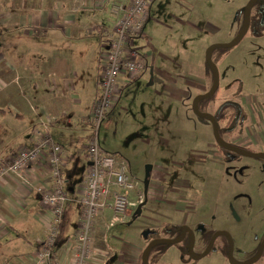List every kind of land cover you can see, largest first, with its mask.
<instances>
[{"label": "rangeland", "instance_id": "374dc122", "mask_svg": "<svg viewBox=\"0 0 264 264\" xmlns=\"http://www.w3.org/2000/svg\"><path fill=\"white\" fill-rule=\"evenodd\" d=\"M247 2L155 0L151 6L149 21L143 32L144 37L142 40H135L133 47L156 72L159 70L154 63L153 66L151 58L146 56L147 51L149 53L154 47L155 52H163L167 59L164 69L158 74L152 73V86L148 82L149 76L141 78L140 83L134 81L125 86L120 97H123L122 102L127 101L126 105L118 106L116 112L120 111L121 107H126L128 113L118 114L109 127L102 123L98 131V140L103 150L108 144L129 155V173L138 182L143 201H146L141 208V215L135 221L131 219L127 222H116L104 234L106 250L107 247L110 248L111 252L115 253L114 258L119 259L123 244L144 246V233L149 230L147 225H166L178 213V222L183 219L191 229L195 225H201L213 231L228 233L237 263L246 262L260 244L264 235V161L238 157L226 162L218 156H213V152H205L208 146L204 143L213 141L210 125L205 124L193 113V98L190 101L183 98V103L178 106L175 104L170 92L166 93L172 87L164 78L165 75L189 77L190 72L193 78L198 74L199 64H203L208 47L229 43L238 37L240 25L235 20L239 11L237 9L243 11ZM240 16L241 12L238 19ZM212 52L219 75V88L215 97L208 102L207 109L213 114L224 102L249 106V114L242 115L243 120L223 135L230 140L244 134L236 142L243 140V145H248L247 149L258 151L259 146L255 144L263 145L260 144L262 142L258 139L259 135L254 137L256 141H247L244 138L250 137L249 131L260 125L264 126V122L260 121L264 112V35L262 38H256L246 34L236 46L227 49L216 48ZM100 60L99 54L98 65ZM173 62L177 67L172 66ZM181 68L187 72L183 73ZM208 77V87L205 91H209L213 84V79ZM99 80L98 78V82ZM178 83L182 85V82ZM156 92L164 97H158L159 102H168L167 112L164 111V115L167 114V124L163 128L145 117L146 111L153 112L158 109ZM196 92V89L191 88L189 96ZM145 97L148 104L143 107L144 118L138 119V106ZM160 108L161 105L158 113L161 112ZM231 113L230 107L223 111L224 116ZM132 116L136 120L129 123ZM84 121L89 135V116ZM31 123L32 119L28 118L17 120V126L13 127L19 135L11 138L10 142L14 143L12 146L23 144ZM224 124L221 123L220 126L223 127ZM140 125L141 128H146L139 130ZM74 126L67 128L60 119L49 129L50 138L61 144L65 152L71 155H76L78 150L82 151L87 146L86 138L79 142L76 140L77 131L82 135L86 128L81 127L82 125ZM259 129L264 132L261 127ZM141 140L148 142V148H145V143ZM261 150L264 151L263 146ZM198 152L203 153L205 161H195L194 156ZM73 163L69 170L75 164ZM85 164V157L78 159L75 170L72 168L73 175L68 179L66 188L74 186V182L80 180V171ZM150 172L156 176L153 175L150 194L146 196L144 180L147 176L148 191ZM67 194L69 198L74 196L73 192ZM157 233L161 234L156 230ZM99 241L100 238L97 245L101 246ZM179 248L176 245L164 248L159 244L156 248L159 250L157 261L152 251L150 264H230L227 257L229 247L225 237H219L213 249L196 261H192L188 256L183 257ZM155 254L158 255L156 251ZM255 264H264V260L261 258Z\"/></svg>", "mask_w": 264, "mask_h": 264}, {"label": "crops", "instance_id": "0c3cea01", "mask_svg": "<svg viewBox=\"0 0 264 264\" xmlns=\"http://www.w3.org/2000/svg\"><path fill=\"white\" fill-rule=\"evenodd\" d=\"M94 2V0H0V157L11 156L20 146H26L29 143L31 130L40 120L41 108L55 116L56 121L63 120L67 128L74 125V127L82 125L81 127L86 128L84 120L88 118L92 104L99 95L98 56L101 52V41L96 36L87 35L85 29L91 25L108 27L112 24L109 4L105 3L102 8H96ZM237 10L239 11L236 13V17L242 12L240 9ZM235 20L239 23L238 18ZM213 54L211 52V58L215 62ZM164 55L163 52H155L154 47L146 54L147 57L151 58L152 64L157 66L159 72L164 69L167 60ZM205 63L204 60L203 64H199L198 74L196 73L193 78H191V72L188 73L189 77L164 76L172 87L166 93L170 92L172 100L176 102L177 106L183 103V98L185 101H190L195 96L207 91H205L208 87L207 78L210 76V79H213V75ZM172 66L177 67V64L174 65L173 62ZM181 70L183 73L187 72L186 69L181 68ZM159 72H156L146 63V70L141 78H148L149 76L148 82L152 86V73L158 74ZM50 80H53L55 85L50 84ZM178 82H182V85ZM188 88L189 90L191 88L196 89L198 92L189 96ZM156 96V104L158 109L161 105V112L158 113V109L153 112L148 110L145 117L163 128L167 124V114L164 115V111L167 112L168 102H159L158 97L161 98L160 96H162L160 93L156 92ZM122 100L123 97H120L116 107L103 120L102 123L105 127L112 125L118 114L126 115L128 113L126 107H121L120 111L116 112L118 106L126 105L127 101L122 102ZM147 104L148 101L145 97L138 106V119L144 118L143 107L145 108ZM245 107L249 109V106ZM24 118L32 119V123L26 132L27 138L23 144L12 146L14 143L10 142L11 138L19 135L14 130V127L17 126L15 123ZM135 120L132 116L129 123H134ZM260 121L264 122V112ZM204 123L208 124V122ZM260 123L262 124V122ZM260 127L264 130V126L260 125L255 130L249 131L251 134L248 136L250 137L244 138L247 141L252 139L256 141L257 139L254 137L256 134L259 135L258 139L263 145L255 144L257 147L259 146L258 151H262L261 147H264V132H260ZM142 128L146 127L142 126ZM142 128L140 125L139 130ZM78 130H82V128H78ZM7 132L10 134L8 135ZM243 135L239 134L233 137L230 142L247 148L248 145H243L245 141L236 142ZM87 137V128L82 135L80 131H77V142L84 138L87 139ZM53 141L62 147L61 144ZM141 142L145 143V148H148L147 141L141 140ZM204 144L208 146L207 149L205 148V152L209 151L210 154L213 152V156H219L214 151L216 148L213 141ZM106 145L104 146L105 152L123 158L130 169L129 155L121 149ZM82 151L78 150L76 155L68 154L69 161L62 170L65 188L68 179L73 175V169L75 170L78 159L84 158L81 154ZM194 158L198 163L205 161L201 152H198ZM75 159L76 161H74ZM72 162L75 164L73 163V167L69 170ZM86 165L87 161L80 171V180ZM40 173H37L38 182L36 186L42 182L39 181ZM152 173L150 172L149 175V187L148 191L146 190V196L150 194V183L153 175H155ZM80 180L74 182V186L66 188V191L74 193ZM14 188V184L10 181L0 182V264H34L32 256L38 248V241L43 239L45 234L44 228L37 221L38 215L42 212L39 197L32 192L25 197L22 204L15 205L16 202L12 195ZM139 188L138 186L133 192L131 199L132 201L140 199L141 203L143 194ZM76 209L68 236H71L76 229L79 217L78 207ZM135 211L131 213L126 222L132 219L131 216ZM179 216V213L176 214L166 225L180 227L185 224L183 219L178 222ZM109 219L110 214L106 213L104 221L101 222L106 230L97 234L95 243L97 249L103 253L100 255L102 264H139L141 253L146 247L147 241H145L144 246L123 244L122 250L119 252V259L114 258L115 253L111 252L110 248L107 247L106 250L104 234L108 230ZM147 226L148 231H160L162 228V226ZM29 237L30 239H28ZM99 238L101 246L97 245Z\"/></svg>", "mask_w": 264, "mask_h": 264}, {"label": "built area", "instance_id": "2783aa9c", "mask_svg": "<svg viewBox=\"0 0 264 264\" xmlns=\"http://www.w3.org/2000/svg\"><path fill=\"white\" fill-rule=\"evenodd\" d=\"M94 1L96 8L109 4L112 24L108 27L91 25L85 29L87 35L101 41L99 95L92 104L88 121L91 132L81 153L87 165L73 198L68 197L62 174L69 156L50 138L49 129L56 118L43 108L39 122L31 130L29 143L20 146L11 156L0 157V182L14 184L15 205L22 204L29 193L34 192L39 197L42 212L37 221L45 234L32 256L34 264H102L100 255L103 253L95 243L97 234L106 230L101 225L106 213L110 214L107 223L110 228L116 222H125L140 203V199H131L139 184L130 175L128 163L102 149L98 131L107 114L116 107L123 88L140 79L146 70L145 57L133 47V42L143 39L149 10L155 0ZM38 172L42 173L39 174L42 182L36 186ZM68 202L79 210L76 229L57 244Z\"/></svg>", "mask_w": 264, "mask_h": 264}, {"label": "water", "instance_id": "95a60500", "mask_svg": "<svg viewBox=\"0 0 264 264\" xmlns=\"http://www.w3.org/2000/svg\"><path fill=\"white\" fill-rule=\"evenodd\" d=\"M255 2H256V0H249L247 2L245 9H244L243 26H242V29H241V31H240V33L236 39H234L233 41H231L229 43L213 44L210 47H208V49L206 50L205 62L207 63V65L209 66V68L212 72L213 84H212L211 88L209 89V91L194 97V99L192 100V103H191V107H192L193 113L197 117L205 119L208 122V124L211 126L213 141L220 149H222L226 152H229V153H233V154L240 156V157H250V158H258V159L264 160V153H252V152L245 151L243 149L237 148L231 144L226 143L221 138V136L219 134L218 125H217L215 117L212 114L200 112L196 106L200 100L208 99V98H211L212 96H214L216 94L218 88H219V75H218L215 63L213 62V60L211 58L212 50L216 49V48H220V49L231 48L233 46H236L242 40V38L245 36V34L249 28L251 9H252L253 4ZM146 180H147V176L145 177V180H144L145 192L147 190V181ZM145 202L146 201H143V202L138 204L136 211L134 212L133 217H132L133 220H135L137 217H139L141 215V208L145 204ZM186 230L189 231L188 229H186V227H184L182 229L181 236L178 238H175V239L160 238V239H155V240L150 241L141 253V256H140L141 264H149L148 260H147V256H148V253H149L151 248H153L154 246L159 245V244H168V245L178 244L183 239V237L186 233ZM149 233H150V231H146L144 233V236L146 237ZM188 233L190 234V238H191V244L189 247V255L193 260H199V259L205 257L211 251L214 240L217 239V237L219 235H225L229 239L228 261L230 264H254L260 259L261 255L263 253V250H264V236H263V239L261 241V244L259 246V249H258L256 255L252 259H250L249 261H247L245 263H237L233 259V243H232L230 236L226 232H216L212 235L207 249L200 256L195 257V255L193 254V250H192L193 235H192L191 231H189Z\"/></svg>", "mask_w": 264, "mask_h": 264}, {"label": "flooded vegetation", "instance_id": "af4514ba", "mask_svg": "<svg viewBox=\"0 0 264 264\" xmlns=\"http://www.w3.org/2000/svg\"><path fill=\"white\" fill-rule=\"evenodd\" d=\"M249 1V0H248ZM238 18V17H237ZM243 18H244V10H243V15L242 16H240V19H238L239 20V24H240V31H241V29H242V26H243ZM246 34H250L252 37H256V38H262L263 37V35H264V0H256V2L253 4V7H252V9H251V15H250V23H249V28H248V30H247V32H246ZM245 34V35H246ZM225 103H233V102H225ZM222 104H224V103H222ZM233 105H234V108H235V110L237 111V113L236 114H241V115H246V113H248L247 111H248V109H246V107L243 105V104H241V103H233ZM221 107H222V105H221ZM231 116V114L229 115V116H227V118H229ZM227 125H229L230 126V122H228V120H227ZM230 123V124H229ZM230 130H232L230 127L229 128H226L225 129V131L224 132H222V136L223 137H221L226 143H228V144H231V145H233V146H235V147H237V148H240V149H243V150H245V151H249V152H252V153H264V151H255V150H252V149H247V148H244V147H241V146H237V145H235V144H233V143H231L230 142V140H228V139H226L225 137H224V133H226V132H230ZM215 152L219 155L218 157L220 158V160H224V161H229V160H232V159H236V158H238V157H240V156H237V155H235V154H233V153H229V152H227V155H225L224 154V152H222V151H219L218 150V148H217V145L215 144ZM226 152V151H225ZM264 161V160H263ZM142 202H143V200H142ZM137 208V207H136ZM136 208H135V210H136ZM134 210V211H135ZM131 217H133V216H131ZM138 218V217H137ZM136 218V219H137ZM133 219V218H132ZM171 227H173V226H170V225H162V228L160 229V231H158V232H162V233H166V232H169L170 231V228ZM177 227H179V226H177ZM184 227H186V229H188L189 231H191L192 232V235H193V243H192V250H193V254L195 255V257H198V256H200L206 249H207V247H208V245H209V242H210V239H211V237H212V235L214 234V233H216V232H225V231H213V230H210V229H208V228H206V227H204V226H201V225H195V227L194 228H189V227H187L186 226V224H183V225H181L179 228H180V230H179V233H178V235H176V236H174L173 238H170V239H175V238H178V237H180L181 236V234H182V229L184 228ZM189 231H187L186 230V233H185V235H184V237H183V239L181 240V242H179L178 244H175L176 246H178V247H180L179 249L181 250V255L183 256V257H186V256H188V257H190V255H189V247H190V244H191V238H190V234L188 233ZM156 233V230H154V231H152V230H150V233ZM149 233V234H150ZM162 233L161 234H158L157 233V235L155 236V237H151V239H149L148 241H147V243H146V245L150 242V241H152V240H155V239H160V238H168L166 235H162ZM148 234V235H149ZM228 234V233H227ZM147 235V236H148ZM264 236V235H263ZM263 236H262V239H263ZM219 237H225V239H226V241H227V247H229V239H228V237H226L225 235H219L218 237H217V239L219 238ZM217 239H215L214 240V243H213V246H212V249H213V247H214V245H215V242H216V240ZM262 239H261V241H262ZM261 241H260V244H261ZM260 244L257 246V248L255 249V251H254V254L251 256V257H249L247 260H246V262L247 261H249L250 259H252L255 255H256V253H257V251H258V249H259V246H260ZM211 249V250H212ZM228 252H229V250H228ZM158 253V252H157ZM233 255H234V247H233ZM228 257V256H227ZM263 259L264 260V250H263V253H262V255H261V257H260V259ZM192 261H196V260H193L192 258H190ZM233 259H234V256H233ZM259 259V260H260ZM200 260V259H199ZM235 260V259H234ZM258 260V261H259ZM257 261V262H258ZM236 262V261H235ZM245 263V262H244ZM255 264V263H254Z\"/></svg>", "mask_w": 264, "mask_h": 264}, {"label": "trees", "instance_id": "16d2710c", "mask_svg": "<svg viewBox=\"0 0 264 264\" xmlns=\"http://www.w3.org/2000/svg\"><path fill=\"white\" fill-rule=\"evenodd\" d=\"M243 15V11L241 12V16ZM205 65L207 66V69L211 72L209 66L207 65V63H205ZM217 93V92H216ZM216 95V94H215ZM214 96H212L211 98H208V99H203V100H200L198 103H197V109L200 111V112H205V113H209L210 114V111L207 109V106H208V102L213 99ZM230 107L232 109V113H231V116L229 118H227V116H224L223 114V111L225 108H228ZM237 111L235 110L234 108V105L233 103H225L222 104V107H218L214 113L212 114L215 119H216V122H217V125H218V131H219V134L221 137L222 136V132L225 131L226 128H231L233 129L237 123H240L243 118H242V115L241 114H236ZM204 122H207L206 120H204L203 118H201ZM227 120L228 122H230V126L227 125ZM221 123H225L223 125V127H221ZM218 150L219 151H222L224 152L225 155H227V152H225L224 150L220 149L218 146H217ZM77 206L72 203V202H68L66 203L65 207H64V211H63V215H62V218H61V223H60V227H59V234H58V238H57V244H60L62 243L66 238L67 236L69 235V231H70V227H71V222H72V218L73 216L75 215L76 211H77ZM179 230L180 228L177 227V226H173L170 228V231L169 232H166V233H162V235H166L168 238H173L174 236L178 235L179 233ZM157 234L156 233H150L148 236H146V240L148 241L149 239H151V237H155ZM161 246H163L164 248L169 246L168 244H161ZM158 247V245L154 246L153 248L150 249L149 253H148V256H147V260H148V263L150 264L149 262V258L151 257V252L153 253V257L155 259V261L157 260L158 256H159V250H156V248ZM154 251L158 252V255H154ZM141 264V262L139 263Z\"/></svg>", "mask_w": 264, "mask_h": 264}]
</instances>
